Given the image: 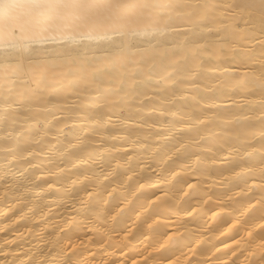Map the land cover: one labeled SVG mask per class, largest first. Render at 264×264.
<instances>
[{"label":"snow or ice","instance_id":"obj_1","mask_svg":"<svg viewBox=\"0 0 264 264\" xmlns=\"http://www.w3.org/2000/svg\"><path fill=\"white\" fill-rule=\"evenodd\" d=\"M250 7L253 11L237 20L231 5L220 6L210 0H0V135L4 144V166L0 168L3 184L0 188L3 194L12 195L20 189L28 192L37 188L41 192L56 189L74 212L71 219L66 220L65 227L76 222L77 217L90 223L102 220V225L93 224L96 232H103L109 240L115 235L119 238L118 243L131 245V228L123 233L114 232L116 217L123 214L124 207L131 203V197L139 189L153 184L170 185L177 176L174 165L179 160L188 161L181 171L200 170L204 161L194 149L203 147L201 141L205 137L199 130L193 135L191 130L195 125L190 121L196 120L205 129H213L216 109L202 108L194 116L168 123L161 118L141 115L136 122L140 128L148 129L144 135L123 140L113 135L111 140L116 143L105 145L101 142L102 147L86 158L71 149L85 151L82 146L86 142L95 143V137L107 134L106 125L112 123L115 110L122 111L125 106L138 112H159L161 117L176 115L167 107L171 103L167 85L176 83L178 71L190 77L187 83L197 86L206 63L202 59L203 52L219 48L227 56L225 46L231 48L239 44L243 48V41L257 39V31L260 38L258 57L237 52L227 67L221 63L216 70H222L229 77L221 78L223 84L219 92L226 95L224 90L231 88L234 95L245 90L255 96L258 91L264 113V0H260L258 18L254 14L256 5ZM76 37L79 39L74 44ZM57 42L59 46L52 50L41 47L45 43ZM236 57L244 65L258 62L260 67H245L243 70L251 75L238 76L236 73L241 69L233 66ZM53 58L60 63L52 67L61 71L54 73L50 82L47 73L37 72L36 66ZM63 68L67 71L64 72ZM152 81H157L156 90L149 94L145 89L152 87ZM140 97L148 99L149 104L146 105ZM228 99L235 103L231 97ZM115 119L122 121L124 118L116 116ZM76 123L82 127L69 129L67 134L74 135L79 131V136L63 146L60 137L65 135L64 129ZM229 124L232 129L229 134L237 140L253 141L241 145L240 149L233 148L237 155L243 150L249 157L237 167L242 172L252 173L248 179L253 182L258 179L259 185L264 187V116L260 120L258 140L254 127L240 131L236 118ZM52 135L55 140L46 139ZM208 135L214 136L215 132L209 131ZM30 141L35 145H48L47 151L37 153L35 147L29 146ZM248 149L252 151L248 152ZM45 155L47 159H43ZM16 161L19 163H14ZM77 164L89 167L83 173L66 172L68 167L76 168ZM40 165L52 167L41 168ZM27 169H37L39 175L35 171L29 173ZM156 172L161 174L156 176ZM57 173H65V176L55 182L45 179L37 183L42 177L56 176ZM133 176L138 179L134 185H129ZM140 177L145 178L144 183L140 182ZM182 183L189 189L194 187L188 181ZM117 192L119 195L114 197L113 193ZM160 192L169 195L164 187ZM109 198L118 201L116 209L111 207ZM155 198L159 200L160 196ZM27 203L28 200L16 199L15 204L21 206L19 213H14L16 219L30 218L28 213H32V209L25 212ZM141 207L137 198L134 209L137 216ZM180 211L193 216L197 208L189 206ZM220 211L227 209L221 208ZM176 215L179 217V212ZM141 223L146 224L147 218ZM235 224H241L239 217H234L226 230H231ZM175 226L190 232V246L186 245V254L169 259L168 264H194L189 257L199 254L197 249L204 241V234L191 232L182 223ZM138 227L134 221L132 228ZM242 230L246 236H253L247 224L242 225ZM178 235L179 232L165 233L166 239L162 243L158 239L155 243L164 248L170 243L175 244L173 237ZM254 241L255 237L252 241L241 237L233 243L238 248L242 243L251 248ZM51 244L49 252L54 254L50 258L43 251L37 256L29 250L24 252L23 258L17 257L14 264H25V261L27 264H93L82 258L83 241L64 245L62 239L54 238ZM222 246L228 247L226 244ZM256 249L264 255V235ZM19 250L24 251L22 247ZM236 250L233 249V255ZM253 254H256L255 250ZM204 264L213 262L205 261Z\"/></svg>","mask_w":264,"mask_h":264},{"label":"bare ground","instance_id":"obj_2","mask_svg":"<svg viewBox=\"0 0 264 264\" xmlns=\"http://www.w3.org/2000/svg\"><path fill=\"white\" fill-rule=\"evenodd\" d=\"M210 2L220 6L231 5L232 12L236 14L237 20L253 11L251 5H256L254 14L257 18L259 17L260 0H210ZM255 35L257 39L243 41L245 45L243 48L239 44L233 45L231 48L225 46L226 51H228L227 56L223 55L219 48L213 49V52H203L202 59L206 63L197 86L187 83L190 77L182 71H178L176 83L167 85L170 90L169 99L171 100L167 107L171 108L176 115L161 117L159 112L153 113L147 110L138 112L135 108L125 106L122 111L115 110L112 123L106 125L107 134L95 137V143L86 142L82 146L86 149L85 151H80L79 148L71 149V151L78 152L81 158H86L87 155L93 154L95 150L102 147L101 142L105 145L116 143L117 141L111 140L113 135L120 140L129 136L144 135L148 129L140 128L136 122L141 115L145 118H161L165 123H168L194 116L200 113L202 108L216 109V116L213 117L215 124L213 129H205L196 120L190 121L195 125V128L191 130L193 135L199 130L205 137L201 141L203 147L194 149L204 161L200 166V170L181 171L188 161L185 159L179 160L174 165L177 176L170 185L153 184L151 187L146 185L144 188L139 189L136 191L135 196L131 197V203L124 207L123 214L116 217L114 232L123 233L131 228L132 236L129 237L133 240L131 245H127L126 242L118 243L119 238L115 235L109 240L103 232H96L93 224L102 225V220H93L90 223L87 219L77 217L76 222L65 227L66 220H70L74 212L70 204L62 198V194L58 193L56 189H47L45 192H41L39 188L31 192L20 189L15 194L5 195L2 188H0V229H3L0 231V264H14L17 257L23 258L24 252L29 250H31L32 255L37 256L43 251L50 258L54 254V252H49L54 238L62 239L64 245L83 241L81 246L83 249L82 258L92 261L93 264H121V262L123 264H134V262L135 264H145L146 261L147 264H168L169 259H177L181 257L182 253L186 254V245L190 246V232L184 231L183 228H177L176 223L184 224L191 232H202L204 234V241L197 249L199 254L189 257L194 264L195 262L204 264L205 261H212L213 264H233L234 261L235 264H264V255H261L259 249H256V244L264 235V224H262V218H264V187L259 185L258 179L255 182L248 179L250 175H253L252 173L242 172L237 167V164L249 159L247 152L241 150L237 155L233 151V148L240 149L241 145H247L253 141L251 139L237 140L235 136L229 134L232 130L229 122L236 118L240 131H246L254 127L257 130L256 140L259 139L258 129L260 120L264 116L261 111V100L258 91L255 96L250 95L245 90H240L239 94L234 95L231 88L224 90L226 95L219 92L218 89L223 84L221 78L228 79L229 77L222 70H216L221 63H224L227 67L228 61H232L237 52L246 56L258 57L260 54L259 32L257 31ZM78 39V37L74 38L73 43L75 44ZM58 46V42L56 44L45 43L41 45V47L50 50ZM201 47L203 48L204 45H201ZM55 63L60 62L54 58L46 60L36 66V71L46 72L49 81L52 82L54 73L61 71L52 67ZM233 66L241 69L236 73L241 77L251 75V73L243 70L245 67L252 69H259L260 67L258 62H248L244 65L240 63L239 57H236ZM63 71L66 72L67 68H63ZM256 75H258V72ZM180 81H185V83L182 84ZM156 83L157 81H152V87L146 88L145 91H148L149 94L155 91ZM228 97H231L235 103H232ZM88 99H95V97H89ZM140 99L146 105L149 104L148 99L144 97H140ZM201 100L204 101L203 104L200 103ZM209 100L212 101L211 104ZM74 103L80 102L74 101ZM116 116H121L124 119L117 121ZM166 116H169V121L166 120ZM113 125L118 126L114 127ZM81 127L82 125L76 123L69 124L68 128L64 129L65 135L60 137L63 146H67L75 136H79V131L74 135H68L69 129L79 130ZM209 131H214L215 135L209 136ZM46 139L55 140L56 137L52 135L46 137ZM29 146L35 147L37 153L42 150L46 152L48 147L44 144L35 145L32 141L29 142ZM61 146L56 145V147ZM258 147L259 145H257ZM251 151V149H248V152ZM3 155L4 144L2 135H0V168L4 166ZM253 155H258V153H253ZM194 158L192 157V159ZM43 159H47V156L45 155ZM74 162L72 161V163ZM40 167H52V165H40ZM88 167L89 165L77 164L76 168L68 167L66 172L83 173ZM34 171L39 175L37 169H27L29 173ZM234 172L239 174L235 175ZM160 174V172H156L154 175L158 176ZM256 175L258 176V173ZM64 176L65 173H57L56 176L42 177L37 183L45 179L55 182ZM137 179L138 177L133 176L128 184L134 185ZM139 179L141 183H144V177ZM177 181H181V183H177ZM182 181H188L194 187L189 189ZM2 184L3 181L0 180V185ZM76 187H80V185ZM162 187L168 190L169 195L161 194L160 188ZM184 192H187L188 195H183ZM154 193L155 195H153ZM117 195H119V192L113 193L114 197ZM156 195L160 196L159 200L155 198ZM41 197L46 198L41 199ZM137 198H139L140 205H142L138 216L134 213ZM16 199L28 200L25 212L27 213L28 208L32 209V213H28L30 218L23 220L15 218L14 213H19L21 207L15 204ZM109 199L111 207L116 209L118 201L112 198ZM189 206L197 208V212L193 216H186L180 211ZM221 208H226L227 211H220ZM8 209H13V211H8ZM177 212H179V217L176 215ZM241 212L243 213L242 216H240ZM41 215H43V219H41ZM234 217H239L241 224H235L231 227V230H226L232 224ZM146 218L147 223H141ZM134 221L139 225L138 228H132ZM243 224L249 226L253 236H246L242 230ZM176 232H179V235L173 237V240L176 241L175 244L170 243L165 245L164 248H159L155 243L158 239L162 243L163 239H166L165 233L171 235ZM221 232H223V235H221ZM241 237L249 241H252L255 237L251 248L243 243L238 248L233 243V240H240ZM224 244L228 247L222 246ZM21 247L24 251L19 250ZM233 249H237L235 255L232 254ZM253 250L256 252L255 255ZM25 264H27L26 261Z\"/></svg>","mask_w":264,"mask_h":264},{"label":"rangeland","instance_id":"obj_3","mask_svg":"<svg viewBox=\"0 0 264 264\" xmlns=\"http://www.w3.org/2000/svg\"><path fill=\"white\" fill-rule=\"evenodd\" d=\"M166 120H168V121H169V116H166Z\"/></svg>","mask_w":264,"mask_h":264}]
</instances>
